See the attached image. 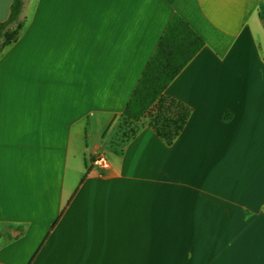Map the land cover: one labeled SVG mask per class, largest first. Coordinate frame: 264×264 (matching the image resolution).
<instances>
[{
    "label": "crops",
    "instance_id": "crops-1",
    "mask_svg": "<svg viewBox=\"0 0 264 264\" xmlns=\"http://www.w3.org/2000/svg\"><path fill=\"white\" fill-rule=\"evenodd\" d=\"M260 6L24 0L0 49V264H264ZM174 13L204 40L164 90L190 115L170 145L144 124L115 152Z\"/></svg>",
    "mask_w": 264,
    "mask_h": 264
},
{
    "label": "trees",
    "instance_id": "trees-1",
    "mask_svg": "<svg viewBox=\"0 0 264 264\" xmlns=\"http://www.w3.org/2000/svg\"><path fill=\"white\" fill-rule=\"evenodd\" d=\"M24 0H12L8 16L0 22V49L15 41L24 24ZM258 15L264 27V7ZM204 46V40L177 13H174L143 69L137 84L118 117L112 139L121 132L120 148L147 124L168 145L182 131L190 108L180 100L164 94L166 86ZM227 111L220 113L230 118ZM111 139V140H112Z\"/></svg>",
    "mask_w": 264,
    "mask_h": 264
},
{
    "label": "built area",
    "instance_id": "built-area-1",
    "mask_svg": "<svg viewBox=\"0 0 264 264\" xmlns=\"http://www.w3.org/2000/svg\"><path fill=\"white\" fill-rule=\"evenodd\" d=\"M92 163L98 166L107 165V159L104 152H98L92 157Z\"/></svg>",
    "mask_w": 264,
    "mask_h": 264
},
{
    "label": "rangeland",
    "instance_id": "rangeland-1",
    "mask_svg": "<svg viewBox=\"0 0 264 264\" xmlns=\"http://www.w3.org/2000/svg\"><path fill=\"white\" fill-rule=\"evenodd\" d=\"M120 135H121V132L120 133H117V135L111 140V142L109 143V146H108L109 149H112V150L115 149V150L118 151V149L121 146L120 143H119L120 142V139H121Z\"/></svg>",
    "mask_w": 264,
    "mask_h": 264
}]
</instances>
